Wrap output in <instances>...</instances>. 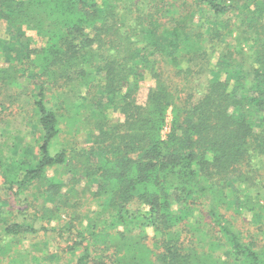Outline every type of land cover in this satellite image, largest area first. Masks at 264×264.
<instances>
[{"label":"trees","instance_id":"1","mask_svg":"<svg viewBox=\"0 0 264 264\" xmlns=\"http://www.w3.org/2000/svg\"><path fill=\"white\" fill-rule=\"evenodd\" d=\"M3 22L25 51L0 50V264L61 263L41 234L65 264H264V0H0Z\"/></svg>","mask_w":264,"mask_h":264},{"label":"rangeland","instance_id":"2","mask_svg":"<svg viewBox=\"0 0 264 264\" xmlns=\"http://www.w3.org/2000/svg\"><path fill=\"white\" fill-rule=\"evenodd\" d=\"M12 33H16V32L15 31H9L8 29H6V25L4 22L2 24H0V50H2L5 53L7 59H9V53L12 50H15V51H13V54L16 51H18L19 53H22L23 51H25V47L19 46V45H14V44L9 42V36ZM13 54H12V56H13ZM144 91L145 90L143 88L142 89L139 88L138 94H136V95L142 97L144 95ZM170 119H171V114H170V110H169L168 111V117H167V124L164 127V129L162 130L163 134L168 131ZM64 131H65V129H64ZM5 133L6 132H3V131L1 132L0 139L3 140V138H4L3 136L6 135ZM81 133H82V131L77 132V133L74 132L72 134L68 133V132L67 133L64 132L58 138V141L62 147H68V148L75 146L78 148L86 149V148H89L91 145H94V143L91 141V138L85 137V135L84 134L82 135ZM57 147H60V146H57ZM95 149H96V155L97 156H101L103 154L101 149H99V148L98 149L95 148ZM59 199H60L59 197L52 198V200L49 201L48 206L52 207L54 204L55 205L58 204ZM5 201H6L5 194L0 191V213L3 215H6V213H5L6 210H4V208L7 204V202H5ZM59 209H60V212H62V208L59 207L57 210H59ZM178 213L181 214L182 211L180 210ZM242 215H243V218H245L246 220L249 219V216L246 214V212L243 213ZM68 219L69 218H68V215L66 213H64V216H61V220H67L68 221ZM0 220H1V218H0ZM62 222H64V221H61L59 224L61 225ZM52 224H54V222H52ZM242 225L244 227L246 226L243 222H242ZM40 240H41V243H40ZM46 241H48V240L42 234L37 236L35 238V240H33V249L38 248V249H40V251H37L38 250L37 249L34 252L38 255H41V257H43V259H47L48 262H51L52 259L56 256L55 253H57L58 257H60L62 259L61 263H59V264H63V263L65 264V261L69 258V256L63 253L62 246H60L58 248V246H56L54 244V242H50V244H48Z\"/></svg>","mask_w":264,"mask_h":264}]
</instances>
